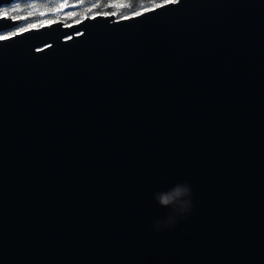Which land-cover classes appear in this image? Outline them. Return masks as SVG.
<instances>
[{
	"label": "water",
	"instance_id": "obj_1",
	"mask_svg": "<svg viewBox=\"0 0 264 264\" xmlns=\"http://www.w3.org/2000/svg\"><path fill=\"white\" fill-rule=\"evenodd\" d=\"M0 264H264V0L0 36Z\"/></svg>",
	"mask_w": 264,
	"mask_h": 264
},
{
	"label": "trees",
	"instance_id": "obj_2",
	"mask_svg": "<svg viewBox=\"0 0 264 264\" xmlns=\"http://www.w3.org/2000/svg\"><path fill=\"white\" fill-rule=\"evenodd\" d=\"M169 1L174 0H15L1 7L0 12L14 18L22 17V21L2 33L13 34L17 28L28 29L31 25L41 26L47 22L63 21L71 25L97 14H114L119 19Z\"/></svg>",
	"mask_w": 264,
	"mask_h": 264
},
{
	"label": "clouds",
	"instance_id": "obj_3",
	"mask_svg": "<svg viewBox=\"0 0 264 264\" xmlns=\"http://www.w3.org/2000/svg\"><path fill=\"white\" fill-rule=\"evenodd\" d=\"M155 199L161 206H171L172 209L165 219L154 221L153 229L156 231L174 227L180 217L187 219L186 214L190 213L194 206L192 188L186 183L176 184L166 192L157 193Z\"/></svg>",
	"mask_w": 264,
	"mask_h": 264
},
{
	"label": "rangeland",
	"instance_id": "obj_4",
	"mask_svg": "<svg viewBox=\"0 0 264 264\" xmlns=\"http://www.w3.org/2000/svg\"><path fill=\"white\" fill-rule=\"evenodd\" d=\"M65 6H67V5H65ZM3 14H5V13H1L0 12V16L1 15H3ZM46 24H50L49 22H47ZM30 27H38V25L36 26V25H31ZM30 27H28V28H30ZM22 30H25V29H21V28H17L16 30H15V32H20V31H22ZM12 33H8V32H6V33H0V36L1 37H5V36H9V35H11Z\"/></svg>",
	"mask_w": 264,
	"mask_h": 264
},
{
	"label": "snow or ice",
	"instance_id": "obj_5",
	"mask_svg": "<svg viewBox=\"0 0 264 264\" xmlns=\"http://www.w3.org/2000/svg\"><path fill=\"white\" fill-rule=\"evenodd\" d=\"M5 16H7V13H5Z\"/></svg>",
	"mask_w": 264,
	"mask_h": 264
}]
</instances>
